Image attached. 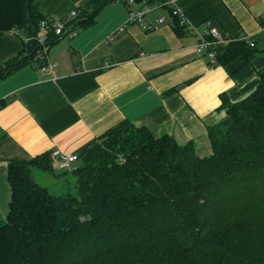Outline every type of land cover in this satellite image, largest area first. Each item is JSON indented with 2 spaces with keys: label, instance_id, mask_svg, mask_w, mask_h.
Listing matches in <instances>:
<instances>
[{
  "label": "trees",
  "instance_id": "trees-1",
  "mask_svg": "<svg viewBox=\"0 0 264 264\" xmlns=\"http://www.w3.org/2000/svg\"><path fill=\"white\" fill-rule=\"evenodd\" d=\"M43 1L0 0V34L15 30L28 38L31 27L37 37L42 20L53 25ZM115 1L77 8L81 15L67 26L86 16L87 27ZM173 18L183 36L187 27ZM46 36L47 46L60 38L53 29ZM254 42L219 47L215 63L262 53L264 40ZM42 53L24 48L0 67V79L32 61L43 67ZM259 74L250 96L231 103L223 95L227 116L208 128V156L191 142L122 120L71 171L76 194H53L35 180L33 167L56 175L51 151L10 160L0 264H264V69ZM8 102L2 98L0 110Z\"/></svg>",
  "mask_w": 264,
  "mask_h": 264
},
{
  "label": "crops",
  "instance_id": "crops-1",
  "mask_svg": "<svg viewBox=\"0 0 264 264\" xmlns=\"http://www.w3.org/2000/svg\"><path fill=\"white\" fill-rule=\"evenodd\" d=\"M94 1L44 0L42 8L53 20L72 22L81 15L71 17L74 9ZM159 1L144 0L136 7ZM178 4L189 20L183 36L174 31L176 19L164 6L147 14L148 26L131 23L109 41V34L128 21L127 6L116 0L98 13L94 23L86 27L81 22L86 16L81 17L73 25L75 35L52 42L44 66L51 64L53 73L32 61L0 79V100L9 99L0 110V221L10 209V160H30L59 150L79 155L75 170L98 137L122 120L146 126L155 136L168 134L181 144L191 142L201 156L212 153L208 128L227 116L223 95L235 103L256 90L264 51L211 64L196 49L199 33L211 20L234 40L250 37L262 44L264 0H178ZM27 40L15 30L0 34V67L19 55Z\"/></svg>",
  "mask_w": 264,
  "mask_h": 264
},
{
  "label": "built area",
  "instance_id": "built-area-1",
  "mask_svg": "<svg viewBox=\"0 0 264 264\" xmlns=\"http://www.w3.org/2000/svg\"><path fill=\"white\" fill-rule=\"evenodd\" d=\"M125 3V6L128 8V21L127 23L119 26L116 28L115 31L109 34L108 40L113 41L116 39L119 33L125 31L127 27L131 23H136L141 26H148L146 23V16L149 12L159 9L160 7L167 6L172 10V15L176 16L180 20V24L182 26H187L189 24V20L186 17L185 13L183 12L182 8L178 4V0H160L159 2L153 3V4H147L144 5L142 8L136 7L137 4L135 3V0H123ZM78 10L74 9L71 12V17H74L78 14ZM161 21H163V17L159 18ZM69 22L59 21V20H53V25L48 24L46 21L41 22V30L37 38L43 43V47L39 50H42V56L45 57L46 60H48V48L49 46L46 45V40L48 37L46 36L48 31L50 29H53L56 36H64L69 35L73 36L76 34V30L73 27H68L67 24ZM206 31L202 34L199 33V41L196 44V49L198 53L206 58L209 61L215 62L216 58V50L219 49V47L225 46L229 44L230 42H233L234 39L230 38L228 35L223 34L219 30H217L213 25L211 20L206 22ZM247 43H249L252 46H255V42L252 38H248ZM44 69L47 72H54V67L51 64H48L47 66H44ZM53 162L56 167V169H64L68 171H73V164L79 159L78 154L73 153H65L60 152L59 150H54L52 152Z\"/></svg>",
  "mask_w": 264,
  "mask_h": 264
},
{
  "label": "rangeland",
  "instance_id": "rangeland-1",
  "mask_svg": "<svg viewBox=\"0 0 264 264\" xmlns=\"http://www.w3.org/2000/svg\"><path fill=\"white\" fill-rule=\"evenodd\" d=\"M138 6V5H137ZM82 162L80 161L77 166H79ZM77 166L75 168H77ZM33 174L35 175V180L38 184H40L43 187L51 188V192L55 191L56 195H63L65 193L70 194H76L77 193V183L75 176L71 173V171H67L62 173L59 176H55L54 174H50V172L43 171L42 168L39 167H33ZM36 170V171H35ZM65 176V182L64 181ZM48 180L50 181V184L48 185ZM65 184V185H63ZM63 188V190H58V188ZM68 187V189H67Z\"/></svg>",
  "mask_w": 264,
  "mask_h": 264
},
{
  "label": "water",
  "instance_id": "water-1",
  "mask_svg": "<svg viewBox=\"0 0 264 264\" xmlns=\"http://www.w3.org/2000/svg\"><path fill=\"white\" fill-rule=\"evenodd\" d=\"M144 0H135V3L141 4ZM43 47V43L39 40V38H37L36 36H34L31 27L29 28V32H28V40L26 42V52L28 54H34L36 53L37 50L41 49ZM64 171V169H58L56 172L62 173Z\"/></svg>",
  "mask_w": 264,
  "mask_h": 264
},
{
  "label": "bare ground",
  "instance_id": "bare-ground-1",
  "mask_svg": "<svg viewBox=\"0 0 264 264\" xmlns=\"http://www.w3.org/2000/svg\"><path fill=\"white\" fill-rule=\"evenodd\" d=\"M147 17V16H146ZM142 28H143V26H142ZM145 29V28H144ZM75 30H77V29H75ZM49 51V50H48ZM49 56V55H48ZM45 58V57H44ZM46 60V59H45ZM75 169H77V168H75ZM74 171V170H73Z\"/></svg>",
  "mask_w": 264,
  "mask_h": 264
}]
</instances>
